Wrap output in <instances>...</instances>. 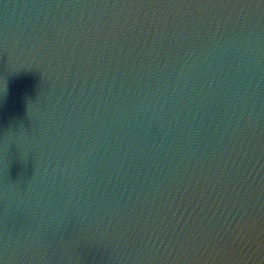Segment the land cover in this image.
I'll return each instance as SVG.
<instances>
[{
	"label": "water",
	"instance_id": "95a60500",
	"mask_svg": "<svg viewBox=\"0 0 264 264\" xmlns=\"http://www.w3.org/2000/svg\"><path fill=\"white\" fill-rule=\"evenodd\" d=\"M0 264H264V0H0Z\"/></svg>",
	"mask_w": 264,
	"mask_h": 264
}]
</instances>
